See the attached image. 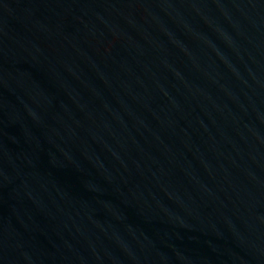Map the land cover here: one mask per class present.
I'll return each instance as SVG.
<instances>
[{
	"label": "water",
	"instance_id": "water-1",
	"mask_svg": "<svg viewBox=\"0 0 264 264\" xmlns=\"http://www.w3.org/2000/svg\"><path fill=\"white\" fill-rule=\"evenodd\" d=\"M0 264H264V0H0Z\"/></svg>",
	"mask_w": 264,
	"mask_h": 264
}]
</instances>
